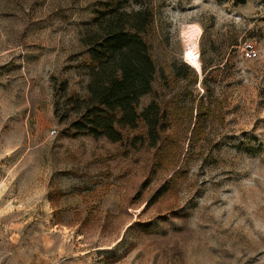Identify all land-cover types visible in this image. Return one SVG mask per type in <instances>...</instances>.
Instances as JSON below:
<instances>
[{
  "label": "rangeland",
  "instance_id": "374dc122",
  "mask_svg": "<svg viewBox=\"0 0 264 264\" xmlns=\"http://www.w3.org/2000/svg\"><path fill=\"white\" fill-rule=\"evenodd\" d=\"M114 7L152 14L159 75L139 108L171 107L155 146L70 127ZM0 264H264V0H0Z\"/></svg>",
  "mask_w": 264,
  "mask_h": 264
},
{
  "label": "trees",
  "instance_id": "16d2710c",
  "mask_svg": "<svg viewBox=\"0 0 264 264\" xmlns=\"http://www.w3.org/2000/svg\"><path fill=\"white\" fill-rule=\"evenodd\" d=\"M245 1L235 0L237 4ZM112 10L114 13L86 39L87 50L81 64L87 75L86 94L83 98H68L75 110L70 127L73 136L105 137L113 143H121L129 131L141 129L135 137L155 146L168 127L171 107L151 100L139 108L141 98L153 93L159 75L145 37L152 14L145 9ZM183 68L189 67L185 63L179 68L168 66L160 78L166 83L176 80ZM197 106L201 109L199 103ZM199 115L195 116L192 133L199 129ZM171 187L169 180L156 191L155 199Z\"/></svg>",
  "mask_w": 264,
  "mask_h": 264
},
{
  "label": "bare ground",
  "instance_id": "6f19581e",
  "mask_svg": "<svg viewBox=\"0 0 264 264\" xmlns=\"http://www.w3.org/2000/svg\"><path fill=\"white\" fill-rule=\"evenodd\" d=\"M200 29L198 27H190L183 33L187 50L184 54V60L196 71H201V65L198 57L197 42L200 37Z\"/></svg>",
  "mask_w": 264,
  "mask_h": 264
},
{
  "label": "built area",
  "instance_id": "2783aa9c",
  "mask_svg": "<svg viewBox=\"0 0 264 264\" xmlns=\"http://www.w3.org/2000/svg\"><path fill=\"white\" fill-rule=\"evenodd\" d=\"M243 51L248 58H252L256 55V51L251 43H245L243 46Z\"/></svg>",
  "mask_w": 264,
  "mask_h": 264
}]
</instances>
